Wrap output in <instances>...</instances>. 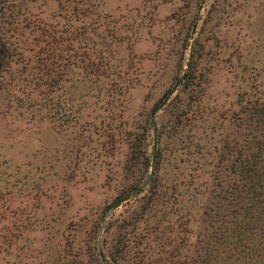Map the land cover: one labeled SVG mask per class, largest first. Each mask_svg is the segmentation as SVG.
<instances>
[{
  "label": "rangeland",
  "instance_id": "1",
  "mask_svg": "<svg viewBox=\"0 0 264 264\" xmlns=\"http://www.w3.org/2000/svg\"><path fill=\"white\" fill-rule=\"evenodd\" d=\"M0 264H264V0H0Z\"/></svg>",
  "mask_w": 264,
  "mask_h": 264
},
{
  "label": "water",
  "instance_id": "2",
  "mask_svg": "<svg viewBox=\"0 0 264 264\" xmlns=\"http://www.w3.org/2000/svg\"><path fill=\"white\" fill-rule=\"evenodd\" d=\"M175 87H173V89L168 93V95L165 97V99L162 102V105H164L166 103V101L168 100V98L170 97V95L172 94V92L174 91ZM155 129H154V145H155ZM133 193H129L127 195H125L124 197L120 198L118 201H116V203L113 205L112 210L116 209L121 203L129 200L132 197Z\"/></svg>",
  "mask_w": 264,
  "mask_h": 264
}]
</instances>
